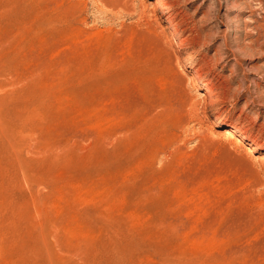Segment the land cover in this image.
I'll use <instances>...</instances> for the list:
<instances>
[{"label": "rangeland", "instance_id": "rangeland-1", "mask_svg": "<svg viewBox=\"0 0 264 264\" xmlns=\"http://www.w3.org/2000/svg\"><path fill=\"white\" fill-rule=\"evenodd\" d=\"M155 2L0 0V264H264V0Z\"/></svg>", "mask_w": 264, "mask_h": 264}, {"label": "bare ground", "instance_id": "bare-ground-1", "mask_svg": "<svg viewBox=\"0 0 264 264\" xmlns=\"http://www.w3.org/2000/svg\"><path fill=\"white\" fill-rule=\"evenodd\" d=\"M154 5H155V7H154L155 8V11L156 10H161V11H164V12H165V10L167 11L164 14H166L167 21H169V23L172 24L173 21H174V19H175V15L174 14L176 12L175 11L176 10V6L173 5V4H170V3H166L165 0H156V2H155ZM176 16H178V15L176 14ZM198 79L200 80V82H201L202 85H205L203 77L202 78L198 77ZM225 135L227 136V138H229V140H236V141L242 142V140L240 139V137L232 129L225 130ZM242 136L244 138H246V135H242ZM257 148H258L257 145H254L251 148H248L247 150L250 153H255V151L257 150ZM261 160L264 162V155H262Z\"/></svg>", "mask_w": 264, "mask_h": 264}]
</instances>
